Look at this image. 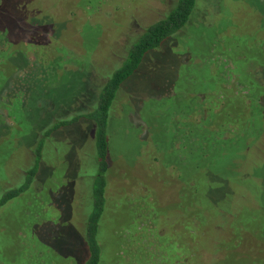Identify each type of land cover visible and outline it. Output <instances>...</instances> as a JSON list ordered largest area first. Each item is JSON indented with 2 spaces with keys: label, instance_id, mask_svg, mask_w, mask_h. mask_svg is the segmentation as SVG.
I'll use <instances>...</instances> for the list:
<instances>
[{
  "label": "rangeland",
  "instance_id": "374dc122",
  "mask_svg": "<svg viewBox=\"0 0 264 264\" xmlns=\"http://www.w3.org/2000/svg\"><path fill=\"white\" fill-rule=\"evenodd\" d=\"M174 1L0 0V198L25 181L42 131L84 111ZM251 73L264 81V0H196L122 84L100 264H264V106L257 115L234 96ZM233 102L246 134L243 113L223 117ZM90 127L54 130L31 188L0 206V264H85L100 167Z\"/></svg>",
  "mask_w": 264,
  "mask_h": 264
},
{
  "label": "trees",
  "instance_id": "16d2710c",
  "mask_svg": "<svg viewBox=\"0 0 264 264\" xmlns=\"http://www.w3.org/2000/svg\"><path fill=\"white\" fill-rule=\"evenodd\" d=\"M195 5L196 0H176L173 2L169 10L162 18L145 27L143 32L137 33L136 36L132 38L130 42H128L125 48L126 50L124 58L121 60L118 68L112 73L111 76H107L106 81L99 86L98 92L94 91L92 96L93 98L90 97L89 106L86 107L84 111L73 112L72 116L68 118H61L55 121L54 124L42 131V134L40 135L41 140L33 151L35 153V162H33L30 167L25 169V175H23L25 181L18 187L16 186L8 189L0 198L1 206L10 198L18 196L22 192L27 191L29 188H31L32 182L40 172V166H42V160L44 159L42 155L43 148L45 147L48 138L52 137V133L54 130L83 118L89 120V123L91 125L90 130L93 133L91 141H93L95 145L96 157L100 167L98 173L95 175L91 182L93 188L91 191L93 207L89 215L84 217V231L83 233H81L83 235V242L86 248V255L83 258L85 264L101 263L102 247L98 241L97 236L99 234L100 221L106 201V173L108 171H111V149L109 152L108 125L110 123V118L114 123L117 122V119L114 120L113 111L111 114V107L114 104V100L122 84L131 75L137 72L138 67L142 63L145 55L148 52L159 48L167 38L178 32L188 22ZM260 66L261 65H257L255 67L257 68ZM248 77L249 82L253 83V85L248 87V94H238L234 96H239L244 101V105L246 108H249L250 110L252 109L254 111V114L259 115L261 113L260 109L264 106V81L262 82V80L259 79L255 73H251V75ZM254 106H257L258 109L255 110L254 108H252ZM225 108L229 109V111L226 112L223 117L226 120L228 119L227 122L229 124H232L233 120L240 121L241 113H243V122L240 121L242 123L241 132L246 134L249 130V127H251L249 114L245 110H240L242 108H239V111L237 112L236 110L238 109V107L236 105V102H233L230 108L228 106H225ZM258 111L260 112L258 113ZM246 115L247 119L245 118ZM124 118L126 119V117H123L121 120H123ZM221 129L222 128H218L214 136H217L218 131ZM224 129L226 131L231 130L229 129V126L224 127ZM234 133L236 134V131H234ZM223 134L224 131L221 133V137H223ZM224 136L226 138L228 137L227 134H225ZM226 138L224 139L227 140ZM216 140L222 141L220 139ZM157 145L159 147L162 146L161 143H157ZM170 152H176L177 154L179 153L178 149L174 146L171 147ZM177 161L178 160H174V162Z\"/></svg>",
  "mask_w": 264,
  "mask_h": 264
}]
</instances>
